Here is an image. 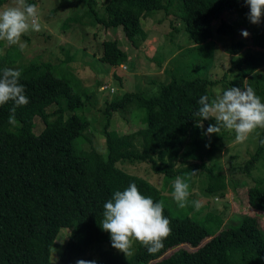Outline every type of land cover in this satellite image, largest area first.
Listing matches in <instances>:
<instances>
[{
  "label": "trees",
  "instance_id": "obj_1",
  "mask_svg": "<svg viewBox=\"0 0 264 264\" xmlns=\"http://www.w3.org/2000/svg\"><path fill=\"white\" fill-rule=\"evenodd\" d=\"M85 1L87 12L97 21L121 26L136 46L146 37L143 16L153 10L174 13L171 23L182 19L195 45L212 41L214 30L234 34L249 11L244 0H106L99 14L97 0ZM224 12L236 16L227 20ZM215 19L219 22L213 26ZM251 38L253 49L245 48L241 39L229 44L230 52L245 49L232 63L233 78L228 83L251 87L264 102V21L256 24ZM99 58L119 66L127 60V53L112 37L102 41ZM13 61L8 54L1 57L0 71ZM16 69L21 71L20 82L29 103L16 109L15 126L8 123L14 104L0 105V264H52L51 247L62 226L69 227L68 242L59 253L58 264H76L80 259L96 264H264V228L259 217L244 214L238 223L221 227L223 217L218 214L208 213L204 219L177 214L154 184L118 165L122 160L146 162L167 181L201 168L208 178V195L222 197L226 177L214 171L208 159L213 142L227 130L208 137L203 133L215 120H204L201 128L193 117L200 107L199 98L205 94L212 98L211 87L217 80L201 76L178 80L173 76L152 94L125 91L120 98L107 101L103 154L92 144L84 148L80 141L76 143L90 123L84 111L87 94L83 98L69 80L56 76L49 62H31ZM131 103L144 108L143 124L127 132L111 128L112 111ZM35 116L43 121L38 132L34 131ZM262 140L264 129L240 171L249 172L262 160ZM131 183L154 202L162 201L164 215L170 220L171 233L154 254L139 242L134 243L129 257L116 252L110 234L99 223L104 203ZM246 200L251 208L264 212V179L247 187Z\"/></svg>",
  "mask_w": 264,
  "mask_h": 264
},
{
  "label": "rangeland",
  "instance_id": "obj_2",
  "mask_svg": "<svg viewBox=\"0 0 264 264\" xmlns=\"http://www.w3.org/2000/svg\"><path fill=\"white\" fill-rule=\"evenodd\" d=\"M105 1L97 0L95 4L99 14L103 13ZM13 2L6 0L0 3V10L11 6ZM33 4L37 6L41 30H29L21 37V42L26 45L23 51L18 46H8L6 41L0 40V58L7 54L12 56L13 64L8 67L13 69L31 62H49L56 76L69 80L83 98L87 94L89 98L85 101L84 111L90 123L80 135L81 139L80 136L76 138V143L78 145L80 141V146L84 148L92 144L103 154L106 153L102 129L107 101L120 98L125 91L152 94L161 82H167L173 76L178 80L197 76L217 80L211 87V97L214 98L231 87L228 82L233 78L230 77L232 63L239 60L245 48H254L251 34L256 24L250 23L248 18L247 22L236 26L234 34L214 30L212 41L195 45L182 19L177 18L171 23L175 18L174 13L167 14L164 9H157L143 16L146 37L136 46L126 38L121 26H105L92 13H88L85 0H35ZM235 16L223 13L227 20ZM218 22L215 19L213 26ZM241 30L248 31L250 35L245 38ZM112 37L117 38L118 45L127 53V60L119 66H110L99 58L102 41ZM235 39L243 40L246 46L238 52H230L229 44ZM225 73L228 76L223 79ZM54 105L51 104L47 109ZM143 115L144 108L131 103L126 108L112 111L110 127L119 132L136 129L143 124ZM34 119V131L38 132L43 127V121L39 116ZM263 129H256L242 143L236 141L234 131L222 132L213 142L208 163L214 171L225 175L226 190L222 197L208 195L206 172L196 168L188 181L191 193L189 200L199 199L203 204L200 211H196L191 204L183 209L178 207L171 195L173 180L167 181L163 174L152 171L149 163L122 160L118 165L126 172L142 176L154 184L177 214H190L200 219L209 217L208 213L218 214L223 217L221 227L228 223H238L242 215L251 214L259 217L264 228V212L251 208L246 200L247 187L264 179V157L249 172L239 170L254 153ZM68 232L69 227L66 226L58 231L51 247L52 264L59 263V253L68 242Z\"/></svg>",
  "mask_w": 264,
  "mask_h": 264
},
{
  "label": "clouds",
  "instance_id": "obj_3",
  "mask_svg": "<svg viewBox=\"0 0 264 264\" xmlns=\"http://www.w3.org/2000/svg\"><path fill=\"white\" fill-rule=\"evenodd\" d=\"M249 9L246 16L250 23L260 24L264 21V0H244ZM29 30L39 32L37 6L26 0H14L13 4L0 10V40L8 46H18L23 51L26 45L21 37ZM247 38L250 34L241 30ZM21 71L4 68L0 71V105L12 102L8 123L15 126L16 109L26 106L29 99L20 82ZM198 103L200 107L193 113L198 120L197 126L203 128L204 120H215L204 135L211 137L219 134L221 129L234 131L237 142H244L258 128H264V102L251 87H230L222 93L210 98L202 95ZM264 144V140L261 141ZM210 146V145H209ZM195 171H193L194 174ZM177 176L172 181V198L180 208L189 204L200 211L203 207L199 199L189 200V180ZM103 219L99 222L103 231L110 233L111 245L123 252L127 257L132 255L134 242H139L150 254L163 248V241L171 233L170 220L164 215L163 202H154L151 197L143 195L135 183H131L123 191L117 190L103 205ZM76 264H96L92 260H77Z\"/></svg>",
  "mask_w": 264,
  "mask_h": 264
}]
</instances>
